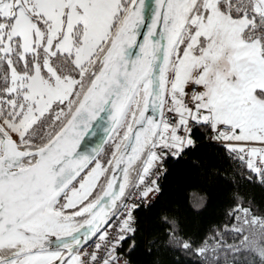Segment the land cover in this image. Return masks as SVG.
Here are the masks:
<instances>
[{
    "label": "snow or ice",
    "instance_id": "snow-or-ice-1",
    "mask_svg": "<svg viewBox=\"0 0 264 264\" xmlns=\"http://www.w3.org/2000/svg\"><path fill=\"white\" fill-rule=\"evenodd\" d=\"M202 141L244 165L226 247L135 215ZM238 179L264 187V0H0V264H134L141 247L264 264Z\"/></svg>",
    "mask_w": 264,
    "mask_h": 264
},
{
    "label": "trees",
    "instance_id": "trees-1",
    "mask_svg": "<svg viewBox=\"0 0 264 264\" xmlns=\"http://www.w3.org/2000/svg\"><path fill=\"white\" fill-rule=\"evenodd\" d=\"M110 141L101 152L103 157L109 151ZM200 160V167L193 165V160ZM244 165L240 161H228L219 154V149L202 141L194 152L184 158L169 159L167 172L163 176L160 193L149 208H141L136 213L142 230H158L163 228L157 223L161 213L175 215L182 223L184 230L189 233H199L200 238H207V245L211 248L221 240L227 244L234 243L233 228L237 221L228 218L227 209L235 206L230 197L234 192V185L230 182L233 174L240 172ZM220 170V175H211L209 170ZM227 173L228 178H224ZM247 175V173H245ZM255 178V174H252ZM239 192L254 198L250 206L245 200L241 207H249L252 216L264 219V187L258 182L249 183L247 180H237ZM209 226L213 230L207 231ZM232 233V235H230ZM134 264H195L199 258L193 254L164 251L161 249L153 255L144 253L143 248L132 254ZM178 258V259H177ZM243 259V258H242ZM223 261V254L221 255ZM228 264H232V257L228 256Z\"/></svg>",
    "mask_w": 264,
    "mask_h": 264
},
{
    "label": "water",
    "instance_id": "water-1",
    "mask_svg": "<svg viewBox=\"0 0 264 264\" xmlns=\"http://www.w3.org/2000/svg\"><path fill=\"white\" fill-rule=\"evenodd\" d=\"M101 136H103V133H102V132H99V133H98L97 135H95V136H90L89 139L93 141V145H92L93 147L98 146V147H100V148L102 149V151H103V149H104V147H105V145H106L107 143H100ZM102 151H101V152H102Z\"/></svg>",
    "mask_w": 264,
    "mask_h": 264
},
{
    "label": "built area",
    "instance_id": "built-area-1",
    "mask_svg": "<svg viewBox=\"0 0 264 264\" xmlns=\"http://www.w3.org/2000/svg\"><path fill=\"white\" fill-rule=\"evenodd\" d=\"M169 159H175V158H169ZM169 159H168V160H169ZM168 160L166 161V168H167V162H168ZM166 172H167V171H166ZM164 175H165V174H164ZM164 175H163V176H164ZM163 176H161V177H157V182H158L160 188H161V185H162ZM156 198H157V197H156ZM155 200H156V199H155ZM155 200H154V202H155ZM154 202H153V203H154ZM153 203H152V204H153ZM135 215H137V214L135 213ZM93 247H94V245H93Z\"/></svg>",
    "mask_w": 264,
    "mask_h": 264
},
{
    "label": "rangeland",
    "instance_id": "rangeland-1",
    "mask_svg": "<svg viewBox=\"0 0 264 264\" xmlns=\"http://www.w3.org/2000/svg\"><path fill=\"white\" fill-rule=\"evenodd\" d=\"M109 151V150H108ZM239 224V221H237V225ZM258 227L259 226H256V228H253V229H251L252 231H256V230H258Z\"/></svg>",
    "mask_w": 264,
    "mask_h": 264
}]
</instances>
